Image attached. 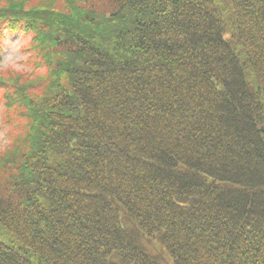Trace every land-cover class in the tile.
<instances>
[{
  "label": "trees",
  "instance_id": "obj_1",
  "mask_svg": "<svg viewBox=\"0 0 264 264\" xmlns=\"http://www.w3.org/2000/svg\"><path fill=\"white\" fill-rule=\"evenodd\" d=\"M36 3L0 12L52 70L0 80V264H264V0Z\"/></svg>",
  "mask_w": 264,
  "mask_h": 264
},
{
  "label": "clouds",
  "instance_id": "obj_2",
  "mask_svg": "<svg viewBox=\"0 0 264 264\" xmlns=\"http://www.w3.org/2000/svg\"><path fill=\"white\" fill-rule=\"evenodd\" d=\"M40 6L36 0H23V3H13V0H0V12L17 8L25 15L38 10ZM0 80L14 81L17 78L28 76L38 84V91L32 93L34 97L43 98L46 85L51 77V68L44 64H37L34 60V37L31 32L22 33L16 40L10 36H0ZM67 80V77H64ZM10 89H5L9 91ZM19 133L14 127L5 125L0 127V152L7 153L15 146Z\"/></svg>",
  "mask_w": 264,
  "mask_h": 264
},
{
  "label": "rangeland",
  "instance_id": "obj_3",
  "mask_svg": "<svg viewBox=\"0 0 264 264\" xmlns=\"http://www.w3.org/2000/svg\"><path fill=\"white\" fill-rule=\"evenodd\" d=\"M7 28V27H6ZM5 30V34L4 36H10V38L12 40H16L20 37V35L22 34V32H16V33H10V32H7V30L4 28ZM3 51V49L1 50V52ZM2 109H3V105L1 103V94H0V127H3L5 126L2 122V119H4L3 117V114H2ZM10 124V123H9ZM143 244L145 245V247L147 248V250L152 253V254H159V245L155 242H150V241H147V240H143ZM162 249V247H161ZM163 250V249H162ZM165 256L169 259V261L171 262L169 256L167 255L166 252H164ZM166 262V260L164 259L163 260V264H172V262Z\"/></svg>",
  "mask_w": 264,
  "mask_h": 264
}]
</instances>
